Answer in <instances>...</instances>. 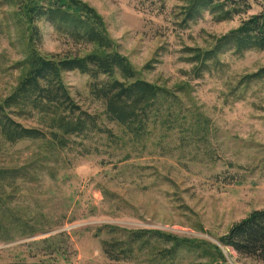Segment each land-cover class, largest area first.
<instances>
[{
	"label": "rangeland",
	"instance_id": "374dc122",
	"mask_svg": "<svg viewBox=\"0 0 264 264\" xmlns=\"http://www.w3.org/2000/svg\"><path fill=\"white\" fill-rule=\"evenodd\" d=\"M80 1L103 18L117 50L142 79L177 93L190 110L187 132L178 123L171 131L157 126L149 139L136 144L108 120L103 102L91 94L90 77L65 73L76 103L121 139L95 132L74 136L47 169L36 163L46 156L43 142L10 144L0 136V169L30 166L35 160L34 175L21 178H37L20 179L18 188L7 189L14 195L7 203L26 219L44 216L37 221L49 226L32 237L0 240V264H162L152 263L147 251L133 259L109 258L105 242L125 237L112 235L108 226L183 240L176 259L164 264H264L220 242L232 225L264 209V79L246 80L264 67V51L224 52L220 63L209 62L200 77L186 52L209 49L213 38L260 13L264 0H248L251 8L231 21H218L206 11L188 23H183V0ZM16 11L13 0H0V104L16 88L21 76L17 63L26 55L27 33ZM38 27L42 55L90 50L45 20ZM15 119L27 128H43L38 116ZM196 121L208 125L205 136L196 130ZM9 234L17 236L14 230ZM147 238L150 245L157 239L153 234ZM43 240L60 251L38 244Z\"/></svg>",
	"mask_w": 264,
	"mask_h": 264
},
{
	"label": "trees",
	"instance_id": "16d2710c",
	"mask_svg": "<svg viewBox=\"0 0 264 264\" xmlns=\"http://www.w3.org/2000/svg\"><path fill=\"white\" fill-rule=\"evenodd\" d=\"M183 23L196 20L208 11L218 21H231L246 13L252 6L248 0H183ZM17 6V19L27 33L25 58L17 63L21 76L14 91L0 104V136L4 142L16 144L22 141H41L47 146L46 156L36 163L49 167L57 162L62 151L68 149L74 136L89 133H105L110 139H121L113 131L102 128L96 116L84 111L72 97L64 81L68 72L86 74L92 80V96L103 102L109 121L119 125L136 144L149 139L152 129L157 126L171 131L178 123L183 134L186 131L190 110L181 103L177 93L142 79L130 61L116 48L109 37L103 18L88 4L80 0H13ZM48 22L56 32L65 35L81 47H90L84 54L42 55L40 45L42 33L38 23ZM209 49H188V63H195L197 77L208 65L220 63V54L230 51L238 55L249 50L264 51V8L258 14L242 19L240 26L227 34L213 38ZM264 79V67L246 80ZM184 90L183 88H180ZM38 116L43 128H27L15 118ZM194 126L205 136L208 125L196 121ZM125 138V136H123ZM30 166L0 169V233L3 242L16 237H32L44 233L48 225L39 224L36 219H26L11 206L9 199L14 195L6 190L18 188V182L36 180V176L26 180L22 175H34ZM52 171V169H51ZM51 228V227H50ZM112 235L122 234L125 239L105 242V253L109 258H135L140 252H150L152 263L173 262L178 250L185 245L181 239L148 231H127L117 227H106ZM17 236H11L10 231ZM156 236L152 245L147 238ZM117 237V236H114ZM129 238V240H127ZM225 247L232 248L238 255L264 261V209L250 213L246 218L231 226L221 237ZM60 251L51 240L38 244ZM165 244H170L166 248ZM164 262V263H163Z\"/></svg>",
	"mask_w": 264,
	"mask_h": 264
}]
</instances>
